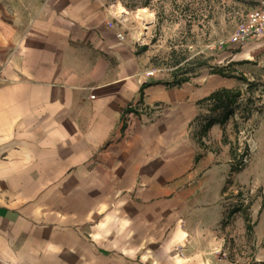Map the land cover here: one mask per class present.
Masks as SVG:
<instances>
[{
  "label": "crops",
  "instance_id": "obj_1",
  "mask_svg": "<svg viewBox=\"0 0 264 264\" xmlns=\"http://www.w3.org/2000/svg\"><path fill=\"white\" fill-rule=\"evenodd\" d=\"M119 17L108 0H0V264H241L224 188L236 130L253 124L239 177L264 191V99L223 120L211 96L246 86L231 70L243 50L217 63L225 74L176 82ZM250 259L263 264V244Z\"/></svg>",
  "mask_w": 264,
  "mask_h": 264
},
{
  "label": "rangeland",
  "instance_id": "obj_2",
  "mask_svg": "<svg viewBox=\"0 0 264 264\" xmlns=\"http://www.w3.org/2000/svg\"><path fill=\"white\" fill-rule=\"evenodd\" d=\"M108 1L114 3V8L121 4L128 11L118 18L119 27L129 41L140 45L152 68L160 73L180 79L192 77L203 70L215 72L218 62L228 60L243 50L244 58L232 62L234 68L231 70L237 71V77L246 73L243 77L249 81L245 87L235 89L240 90L237 99H240L243 117L259 107V99H264V48L253 49L258 40L243 45L227 42L229 34L258 0ZM143 9L148 13L146 19L139 14ZM240 107L237 106L239 111ZM243 128L239 126L236 130L232 169L224 188L223 197L229 208L223 230L226 234L225 246L231 251L232 260L250 264V256L260 245H264V242L253 241L255 215L252 212V208L259 206L255 205L256 201L264 204V191L263 184L254 173L239 177L249 168L258 150L254 125ZM245 153L248 161L240 166L239 159ZM235 254L239 256L233 257Z\"/></svg>",
  "mask_w": 264,
  "mask_h": 264
},
{
  "label": "built area",
  "instance_id": "obj_3",
  "mask_svg": "<svg viewBox=\"0 0 264 264\" xmlns=\"http://www.w3.org/2000/svg\"><path fill=\"white\" fill-rule=\"evenodd\" d=\"M118 37L123 38V35L118 34ZM260 39H264V0H258L257 4L248 10L243 20L229 34L227 42L243 45L249 41ZM147 74L153 75L154 71L150 70ZM247 156V153H245L242 159H239L240 166L248 161Z\"/></svg>",
  "mask_w": 264,
  "mask_h": 264
},
{
  "label": "trees",
  "instance_id": "obj_4",
  "mask_svg": "<svg viewBox=\"0 0 264 264\" xmlns=\"http://www.w3.org/2000/svg\"><path fill=\"white\" fill-rule=\"evenodd\" d=\"M217 72L221 74H225L223 72L222 68L215 69ZM174 81L180 82L183 80H186L187 78H176L175 75H173ZM241 80H244L245 78L243 76L238 77ZM240 95V90H221L216 93H214L211 98L215 101L214 106L211 108V110H215L217 108H221L224 112L223 114V120L226 119L228 116H232L235 110H238L237 106H241L238 103V97ZM240 111H242V108H239ZM243 112V111H242ZM244 113H241V116L243 117ZM246 117V116H244Z\"/></svg>",
  "mask_w": 264,
  "mask_h": 264
},
{
  "label": "bare ground",
  "instance_id": "obj_5",
  "mask_svg": "<svg viewBox=\"0 0 264 264\" xmlns=\"http://www.w3.org/2000/svg\"><path fill=\"white\" fill-rule=\"evenodd\" d=\"M114 12L118 16H123V15L128 13V11L121 4H117L115 6ZM139 14L142 15L144 17V19L148 18V13H147V11L145 9L141 10L139 12Z\"/></svg>",
  "mask_w": 264,
  "mask_h": 264
}]
</instances>
